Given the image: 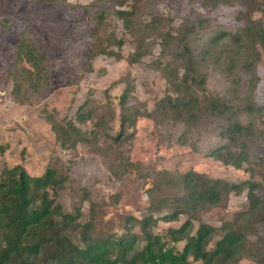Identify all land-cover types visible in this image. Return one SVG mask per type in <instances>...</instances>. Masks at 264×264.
<instances>
[{"label": "rangeland", "instance_id": "374dc122", "mask_svg": "<svg viewBox=\"0 0 264 264\" xmlns=\"http://www.w3.org/2000/svg\"><path fill=\"white\" fill-rule=\"evenodd\" d=\"M215 2L0 0V173L16 165L35 177L47 168L55 169L66 177L56 201L64 211L74 213L80 209L81 221L92 219L93 235L102 238L138 234L139 225L132 218L150 213L158 217L171 211L176 205L178 179L185 172L195 171L231 183L248 178V164L236 170L207 156L224 143L218 120L209 116L177 119L163 102L174 96L162 71L172 64L173 55L172 47L162 48L159 36L171 28L195 23L189 44L199 72L204 75V94L237 107L250 100L262 108L252 116L241 111L239 119L243 124L250 120L254 123L255 136L246 140L249 163L253 178L263 183L264 51L259 49L255 56L256 52L242 50L244 57L236 56L230 64L226 56L235 52L231 41L214 45L211 39L218 32H240L248 20L264 25V0ZM116 10L135 13V34L145 38L146 52L138 62L127 60L136 41L117 18ZM100 13L105 14V20L94 32L95 17ZM152 15L165 20L159 28L145 31L144 25ZM112 34L123 40L120 50L112 47L121 57L92 55L94 49L112 43ZM22 40L33 42L46 57L49 84L41 91L31 89L21 69L16 53ZM83 104L92 114L91 130L97 132L99 141L65 149L57 141L52 123L75 119ZM105 129L112 136L123 131V155L117 157L109 152L111 143L104 137ZM95 144L105 150H96ZM247 206L245 192L230 195L218 207L200 213L198 223L220 227ZM158 218L152 229L164 233L169 226H180L188 214H179L170 223ZM254 227L258 235H264V220ZM218 237L216 233L215 239ZM254 243L249 246L256 254L261 247Z\"/></svg>", "mask_w": 264, "mask_h": 264}, {"label": "trees", "instance_id": "16d2710c", "mask_svg": "<svg viewBox=\"0 0 264 264\" xmlns=\"http://www.w3.org/2000/svg\"><path fill=\"white\" fill-rule=\"evenodd\" d=\"M215 1V4L229 2ZM115 14L135 37V50L127 60L138 62L146 52L145 38H138L135 34L138 26L135 13L133 10H116ZM95 19L94 32H97L104 23L105 14L100 13ZM164 20L152 15L144 25L145 31L159 28ZM194 24H184L180 29L171 28L159 36L162 48L172 47L173 55L172 64L163 67L162 71L166 73L165 78L172 86L174 96L166 97L163 102L169 105V111L177 119L200 120L209 116L218 120L219 136L224 143L210 150L207 156L236 170L248 164L246 171L250 176L231 183L195 171L185 172L178 179L176 205L158 216L170 223L179 214L187 213L188 218L180 226H169L164 233H156L152 228L159 218L150 213L140 219L132 218L139 225L138 234H114L102 238L93 235L92 219L81 221L80 209L74 213L64 211L56 201L57 192L64 187L65 176L53 168H47L38 177L30 176L21 165L4 168L0 173V264H243L244 259L248 261L245 264H264V235H258L254 227L264 220V182L253 178L246 141L255 136V128L252 120L243 124L239 119L241 111L252 116L262 108L250 100L237 107L224 99L204 94V75L199 72L189 44ZM223 40L231 41L235 47V52L230 51L226 56L230 64L236 56L244 57L242 50L245 53L253 51L252 54L257 53V56L259 49L264 51V25L258 20H248L240 32H218L211 42L218 45ZM122 46L123 40L112 34V43L101 46L100 50L94 49L92 55L119 59L120 53L112 47L120 50ZM16 54L31 89L41 91L45 88L49 84L46 57L36 45L22 40ZM247 62L245 60L244 64ZM91 118V112L83 104L79 106L75 119L53 122L52 128L59 144L67 149L79 143H97L100 137L94 129L91 130ZM104 131L105 139L111 143L109 152L117 157L123 155L120 152L123 131L115 136L106 129ZM95 145L96 150H105ZM124 160L127 163V158ZM243 192L248 201L246 210L236 213L220 227L198 223V215L204 210L218 207L228 196ZM162 203L168 204L166 201ZM216 233L219 234L217 239ZM254 236L257 238L253 241ZM253 242L254 246L261 247L256 254L249 246ZM179 243H183L182 248H179Z\"/></svg>", "mask_w": 264, "mask_h": 264}]
</instances>
